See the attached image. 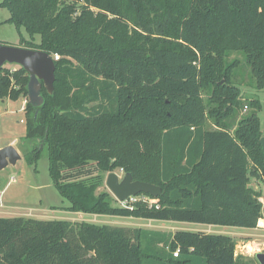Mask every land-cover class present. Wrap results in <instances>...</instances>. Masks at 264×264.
<instances>
[{
  "label": "trees",
  "instance_id": "obj_1",
  "mask_svg": "<svg viewBox=\"0 0 264 264\" xmlns=\"http://www.w3.org/2000/svg\"><path fill=\"white\" fill-rule=\"evenodd\" d=\"M0 7L21 46L60 55L54 92L43 87L40 107L28 101L29 74L20 66L1 68L0 101L26 99L25 158L35 164L47 151L69 210L262 225L264 192L251 178L264 182V132L258 110L235 127L229 121L243 104L233 81L240 62L229 55L242 52L264 89V0H3ZM112 171L160 185L157 197L141 193L157 202L114 205L110 191H98ZM236 245L230 234L200 230L0 215V264H260L236 254Z\"/></svg>",
  "mask_w": 264,
  "mask_h": 264
},
{
  "label": "rangeland",
  "instance_id": "obj_2",
  "mask_svg": "<svg viewBox=\"0 0 264 264\" xmlns=\"http://www.w3.org/2000/svg\"><path fill=\"white\" fill-rule=\"evenodd\" d=\"M2 1L3 0H0V2ZM9 17V10L6 7H0V42L12 46H21V36L19 30L14 23L6 22V19ZM21 31L27 39L30 38L25 29L22 28ZM39 41L40 36L36 35V42ZM234 59H238L240 62V65L235 70L233 81L241 88L243 104L235 109V113L229 118V121L232 122V127H235L240 118L252 111L258 110L262 130L264 132V89L257 88L256 82L252 77L251 67L246 62L245 55L242 52H231L229 55V61ZM5 66L10 68L19 67V65L16 64H6ZM205 98H208L207 94L205 95ZM255 99H258L261 103V106L258 108L249 104V101ZM24 100L26 99L21 96L17 99H6L4 101H0V144H7L9 141L14 140L13 144L19 149L22 155V158L15 165L10 164L5 169L0 171V198L3 201L2 202L0 199V215L2 216H31L29 215L31 213L35 214L36 212H44L36 211V209H29L26 204L24 205V203H22L21 207H19V203L23 201L27 204H32L37 201L40 203L42 200L44 205H47L48 207L51 205L63 206L65 204H69L52 183L49 173L47 151H42L35 164L30 165L25 158L24 153L27 145H22L21 143V139L26 133L25 122L21 121L25 119L23 112V107L25 106ZM207 126L214 127L213 120L210 118ZM262 137H264V133ZM116 172L119 173L121 177L124 175L123 171ZM107 175L108 173H103L104 183L100 186L98 191H110L106 185ZM251 186L264 192V182L258 176L251 178ZM112 196L113 204L116 206L131 205L133 202H137L138 200H143L148 203L157 202V200L139 194L131 197L128 201H126V204H124L125 202L119 201L113 193ZM39 209L42 208L39 207ZM50 214L55 213L51 212ZM66 214L72 215L76 218L80 217L77 213H65L63 211L56 212V215ZM82 215H84L86 221L98 224L108 223L113 225L138 226L168 232H175L176 230H200L208 233L230 234L237 242V252L243 244L250 245L251 254H245L244 257H246V259H249L250 257L255 258L256 253L264 252V229L260 228L259 223L255 228L246 229L237 226L146 219L129 215H98L86 214L84 212ZM262 225L264 224L262 223ZM246 259L245 261H249Z\"/></svg>",
  "mask_w": 264,
  "mask_h": 264
},
{
  "label": "water",
  "instance_id": "obj_3",
  "mask_svg": "<svg viewBox=\"0 0 264 264\" xmlns=\"http://www.w3.org/2000/svg\"><path fill=\"white\" fill-rule=\"evenodd\" d=\"M6 64L19 65L29 74L28 101L34 107H40L44 103L43 87L50 94L54 92L56 63L48 52L0 43V70ZM261 143L264 150V137L261 138ZM21 158V152L15 145L8 144L1 147L0 171L10 164L15 165ZM106 185L121 202H125L141 193L153 197H157L162 193L160 185L134 179L131 172L124 173L122 177L116 171L110 172L107 175ZM255 256L260 264H264V252H258Z\"/></svg>",
  "mask_w": 264,
  "mask_h": 264
},
{
  "label": "crops",
  "instance_id": "obj_4",
  "mask_svg": "<svg viewBox=\"0 0 264 264\" xmlns=\"http://www.w3.org/2000/svg\"><path fill=\"white\" fill-rule=\"evenodd\" d=\"M4 101V100H3ZM24 103H26V100H24ZM26 105V104H24ZM23 105V106H24ZM24 112V111H23ZM14 143V140L13 141H9L7 144H0V148L3 147V146H6L8 144H13ZM14 145V144H13ZM53 183V181H52ZM1 199V198H0ZM2 201V199H1ZM34 201V200H32ZM3 202V201H2ZM68 202V201H67ZM24 203V205L26 204V206L29 208V209H36V211H44L43 213H35V214H29L31 215V217H38V218H43V219H68V220H85L84 218V215H82L83 212H74V211H71L68 209V207L70 206V204H65L63 206H55V205H51V206H47V205H44L43 201L41 200L40 203L37 201V202H33L32 204H27L25 203L24 201L19 203V207H21V204ZM69 203V202H68ZM4 205V204H3ZM13 206V205H12ZM34 206V207H33ZM16 207V206H15ZM39 207H41L42 209H39ZM46 207V208H45ZM58 211H63L65 213H77L79 214V218H76L72 215H56V212ZM55 213V214H50V213ZM86 214H89V213H86ZM15 216V215H14ZM264 221V219H263ZM259 224H260V221H259ZM261 225V224H260ZM246 229H251V228H246ZM197 231V230H195ZM170 232V231H169Z\"/></svg>",
  "mask_w": 264,
  "mask_h": 264
},
{
  "label": "built area",
  "instance_id": "obj_5",
  "mask_svg": "<svg viewBox=\"0 0 264 264\" xmlns=\"http://www.w3.org/2000/svg\"><path fill=\"white\" fill-rule=\"evenodd\" d=\"M54 58L55 59H59L60 58V55L59 54H55L54 55ZM26 104V103H25ZM247 107V106H246ZM25 109V106L23 107V111ZM22 122H25V119L24 120H21ZM260 228H263L264 229V225H260ZM236 254H251V249H250V245H247V244H243V246L240 247V250L237 252V248L235 250ZM180 250L178 249L175 253H174V256H178Z\"/></svg>",
  "mask_w": 264,
  "mask_h": 264
},
{
  "label": "bare ground",
  "instance_id": "obj_6",
  "mask_svg": "<svg viewBox=\"0 0 264 264\" xmlns=\"http://www.w3.org/2000/svg\"><path fill=\"white\" fill-rule=\"evenodd\" d=\"M264 224V222H262Z\"/></svg>",
  "mask_w": 264,
  "mask_h": 264
}]
</instances>
